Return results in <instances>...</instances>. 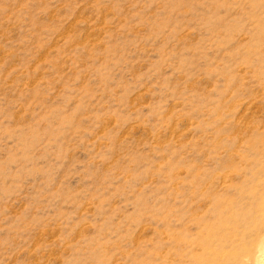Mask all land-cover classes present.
Wrapping results in <instances>:
<instances>
[{
  "label": "rangeland",
  "instance_id": "374dc122",
  "mask_svg": "<svg viewBox=\"0 0 264 264\" xmlns=\"http://www.w3.org/2000/svg\"><path fill=\"white\" fill-rule=\"evenodd\" d=\"M260 238L264 0H0V264H250Z\"/></svg>",
  "mask_w": 264,
  "mask_h": 264
},
{
  "label": "bare ground",
  "instance_id": "6f19581e",
  "mask_svg": "<svg viewBox=\"0 0 264 264\" xmlns=\"http://www.w3.org/2000/svg\"><path fill=\"white\" fill-rule=\"evenodd\" d=\"M250 264H264V239L260 238L256 241Z\"/></svg>",
  "mask_w": 264,
  "mask_h": 264
}]
</instances>
